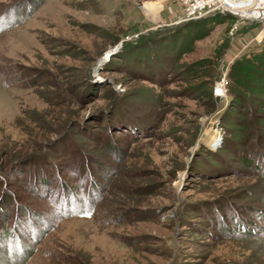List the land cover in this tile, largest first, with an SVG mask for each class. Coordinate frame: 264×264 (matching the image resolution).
Returning a JSON list of instances; mask_svg holds the SVG:
<instances>
[{
  "label": "rangeland",
  "instance_id": "374dc122",
  "mask_svg": "<svg viewBox=\"0 0 264 264\" xmlns=\"http://www.w3.org/2000/svg\"><path fill=\"white\" fill-rule=\"evenodd\" d=\"M182 13L0 0V264H264V14Z\"/></svg>",
  "mask_w": 264,
  "mask_h": 264
},
{
  "label": "built area",
  "instance_id": "2783aa9c",
  "mask_svg": "<svg viewBox=\"0 0 264 264\" xmlns=\"http://www.w3.org/2000/svg\"><path fill=\"white\" fill-rule=\"evenodd\" d=\"M180 3L184 20L200 19L215 13H228L245 20H254L259 14H264V11H262L264 8L262 7L258 9L260 12L257 15L241 14L232 8L228 0H180Z\"/></svg>",
  "mask_w": 264,
  "mask_h": 264
},
{
  "label": "water",
  "instance_id": "95a60500",
  "mask_svg": "<svg viewBox=\"0 0 264 264\" xmlns=\"http://www.w3.org/2000/svg\"><path fill=\"white\" fill-rule=\"evenodd\" d=\"M248 0H240L239 2H247ZM113 50L109 51L107 54L112 53Z\"/></svg>",
  "mask_w": 264,
  "mask_h": 264
},
{
  "label": "snow or ice",
  "instance_id": "6c2138e0",
  "mask_svg": "<svg viewBox=\"0 0 264 264\" xmlns=\"http://www.w3.org/2000/svg\"><path fill=\"white\" fill-rule=\"evenodd\" d=\"M87 214V213H86Z\"/></svg>",
  "mask_w": 264,
  "mask_h": 264
}]
</instances>
